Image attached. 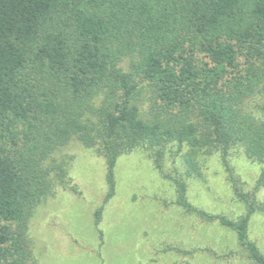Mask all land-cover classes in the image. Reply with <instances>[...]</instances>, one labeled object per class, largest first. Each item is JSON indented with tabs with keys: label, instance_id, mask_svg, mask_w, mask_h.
Here are the masks:
<instances>
[{
	"label": "trees",
	"instance_id": "1",
	"mask_svg": "<svg viewBox=\"0 0 264 264\" xmlns=\"http://www.w3.org/2000/svg\"><path fill=\"white\" fill-rule=\"evenodd\" d=\"M73 139L105 159L109 197L118 157L143 143L187 146L194 176L201 155L219 152L244 215L196 208L183 180L176 202L233 230L264 264L249 230L264 203L240 190L228 161L241 149L264 164V0H0V264L32 258L29 221L67 185L52 156Z\"/></svg>",
	"mask_w": 264,
	"mask_h": 264
},
{
	"label": "rangeland",
	"instance_id": "2",
	"mask_svg": "<svg viewBox=\"0 0 264 264\" xmlns=\"http://www.w3.org/2000/svg\"><path fill=\"white\" fill-rule=\"evenodd\" d=\"M244 52L237 57L240 68ZM197 59L200 67L214 68L203 53ZM128 63L126 59L122 66ZM187 150L173 141L124 151L109 197L105 159L71 140L52 156L65 163L67 185L57 183L30 219L32 258L27 264H254L233 230L203 221L177 204L176 181L183 180L188 201L196 208L233 221L246 212L220 153L201 155L202 175L194 176L184 161ZM228 161L240 190L255 191L257 203H264V184L257 186L264 164L250 160L241 149H231ZM249 230L264 254L263 211L252 216Z\"/></svg>",
	"mask_w": 264,
	"mask_h": 264
}]
</instances>
